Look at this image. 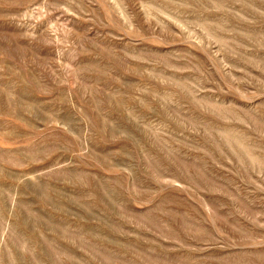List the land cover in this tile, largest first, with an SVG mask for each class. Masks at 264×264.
I'll list each match as a JSON object with an SVG mask.
<instances>
[{
	"label": "rangeland",
	"instance_id": "rangeland-1",
	"mask_svg": "<svg viewBox=\"0 0 264 264\" xmlns=\"http://www.w3.org/2000/svg\"><path fill=\"white\" fill-rule=\"evenodd\" d=\"M0 264H264V0H0Z\"/></svg>",
	"mask_w": 264,
	"mask_h": 264
}]
</instances>
